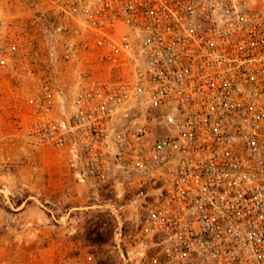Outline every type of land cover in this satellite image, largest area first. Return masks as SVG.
Wrapping results in <instances>:
<instances>
[{
    "label": "built area",
    "instance_id": "obj_1",
    "mask_svg": "<svg viewBox=\"0 0 264 264\" xmlns=\"http://www.w3.org/2000/svg\"><path fill=\"white\" fill-rule=\"evenodd\" d=\"M1 3L0 74L32 77ZM33 5L49 65L88 66L69 107L33 85L25 136L106 194L111 264H264V0Z\"/></svg>",
    "mask_w": 264,
    "mask_h": 264
},
{
    "label": "rangeland",
    "instance_id": "obj_2",
    "mask_svg": "<svg viewBox=\"0 0 264 264\" xmlns=\"http://www.w3.org/2000/svg\"><path fill=\"white\" fill-rule=\"evenodd\" d=\"M33 1L1 3L19 26L29 54L24 65L34 74H0V264H111L116 222L106 194L74 178L67 154L36 147L25 136L34 108L30 100L39 90L33 85H60L69 107L76 78L88 66L66 61L60 42L53 44L57 54L49 65L46 22Z\"/></svg>",
    "mask_w": 264,
    "mask_h": 264
}]
</instances>
